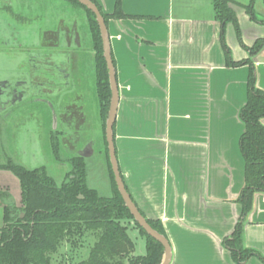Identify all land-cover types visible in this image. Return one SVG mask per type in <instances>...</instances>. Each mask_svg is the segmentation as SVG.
I'll use <instances>...</instances> for the list:
<instances>
[{
    "label": "crops",
    "instance_id": "0c3cea01",
    "mask_svg": "<svg viewBox=\"0 0 264 264\" xmlns=\"http://www.w3.org/2000/svg\"><path fill=\"white\" fill-rule=\"evenodd\" d=\"M97 1L104 13L115 11L117 0ZM250 1L230 3L241 35L229 21L225 39L234 61L252 60L264 90V47L249 49L264 37V24L247 11ZM121 6L126 17L109 18L107 27L119 90L114 142L127 190L146 218L164 226L170 264H264L256 256L237 263L224 245L241 220L244 246L264 256V192L254 194L246 215L237 201L250 65L227 64L212 0ZM129 232L146 247L139 230Z\"/></svg>",
    "mask_w": 264,
    "mask_h": 264
},
{
    "label": "trees",
    "instance_id": "16d2710c",
    "mask_svg": "<svg viewBox=\"0 0 264 264\" xmlns=\"http://www.w3.org/2000/svg\"><path fill=\"white\" fill-rule=\"evenodd\" d=\"M70 1L82 6L88 14L87 21L96 50L97 92L105 134L111 88L100 28L95 14L89 8L77 0ZM92 1L101 10L106 23L111 17H126L121 0H117L115 11L111 14L104 13L97 0ZM212 1L215 15L222 24L221 41L227 64L250 65L248 97L240 110V118L245 124V131L240 139L245 158V181L237 201L243 206V216L252 209L254 194L264 192V90L256 84V71L252 60L248 58L234 61L226 43V25L229 21L235 24L238 35H241L236 12L230 6L232 0ZM254 2L255 0H251L246 6L247 11L253 19L259 20L253 9ZM260 21L264 24L263 20ZM262 47L264 37L249 49L254 54ZM105 144L109 158L106 138ZM60 153L61 151H55L57 159L62 158ZM69 160L71 170L61 184H57L46 166L30 168L12 159L5 163L0 162V169L13 171L22 186V206H18L9 192L0 187V200L4 202V224L0 228V264H52V254L57 252L62 242L68 241L71 246L77 247L85 237H92L94 243L89 256L80 264H160L164 247L139 226L125 206L111 163L109 162L113 192L111 195H102L98 189L88 184L85 157L73 155ZM142 214L144 215L143 212ZM127 219L134 220L136 227L146 238L145 254H136L135 241L124 223ZM147 220L156 230L167 236L161 222L150 218ZM224 245L237 263L246 262L253 256L264 263V256L259 251L244 246L241 220L237 222L232 235L224 239Z\"/></svg>",
    "mask_w": 264,
    "mask_h": 264
},
{
    "label": "rangeland",
    "instance_id": "374dc122",
    "mask_svg": "<svg viewBox=\"0 0 264 264\" xmlns=\"http://www.w3.org/2000/svg\"><path fill=\"white\" fill-rule=\"evenodd\" d=\"M2 5H15L16 9H20L22 12L33 11L36 14H44L45 20L48 19L49 22L57 21L60 16L69 22L73 18L77 19L83 49L81 67L78 72L81 78L80 91L83 96L81 105L84 113L83 122L80 125L81 140L79 147H83L87 142L91 144L90 149H88V156L85 157L89 185L97 188L102 195H111L113 186L103 136V122L99 113L100 101L96 89V50L90 34L87 12L82 6L70 0H0V7ZM253 9L258 19L264 21V0H255ZM22 18L19 19L18 23L14 22L16 33L12 38L15 43V53H19L20 58H26L32 48L30 31L32 32L36 26H42L43 18L36 16L31 25L24 24ZM30 26H32L31 29ZM53 115L51 106L46 103L35 102L24 116L15 121H9L0 137V162L5 163L12 159L30 168L46 166L57 184H61L71 170L69 159L73 153L63 151L60 153L62 158L57 159L55 157L50 145L54 122ZM56 115H58V111H56ZM0 187L9 192L11 199L18 206H22L21 181L13 171L0 169ZM124 223L131 231L133 229L139 230L132 219H127ZM3 224L4 202L0 200V228ZM93 243L92 237H85L81 245L77 247L71 246L68 241L62 242L57 252L52 254V264H80L89 256ZM145 251V243L138 240L136 253H145Z\"/></svg>",
    "mask_w": 264,
    "mask_h": 264
},
{
    "label": "flooded vegetation",
    "instance_id": "af4514ba",
    "mask_svg": "<svg viewBox=\"0 0 264 264\" xmlns=\"http://www.w3.org/2000/svg\"><path fill=\"white\" fill-rule=\"evenodd\" d=\"M36 16H42L43 25H32V48L27 59L20 58L14 51V22L27 17L22 18L24 24L31 25ZM44 16L22 12L15 5L0 7V137L9 121L24 116L33 103L42 102L51 106L57 124L50 136L54 155L55 151L81 155L91 147L89 142L79 147L84 115L78 73L83 50L81 33L76 18L69 22L60 16L49 22Z\"/></svg>",
    "mask_w": 264,
    "mask_h": 264
},
{
    "label": "water",
    "instance_id": "95a60500",
    "mask_svg": "<svg viewBox=\"0 0 264 264\" xmlns=\"http://www.w3.org/2000/svg\"><path fill=\"white\" fill-rule=\"evenodd\" d=\"M87 8H89L96 16V20L98 22L102 43H103V55L105 57L107 68L109 72V82H110V88H111V100H110V107L108 112V117L106 119V127H105V135H106V141L108 144V153L109 158L112 166V170L114 173L115 181L118 187V190L124 200L125 206L129 209L131 214L134 217V220L139 224L140 227H142L148 235L156 239L158 242H160L164 247V253L162 260L160 264H170L172 259V247L170 244L169 239L164 234L160 233L158 230H156L147 220V218L142 214L139 207L134 202L133 198L131 197V194L126 188V185L124 183V180L122 178L117 156H116V148H115V142H114V124L116 120V115L118 111V104H119V90H118V83L116 78V71L115 66L112 58V52H111V45H110V38L108 33V27L107 23L105 21V18L97 6L95 2L92 0H77ZM56 120L54 116V122H53V128H56ZM81 155L86 154L84 152L81 153ZM24 216V213L21 215Z\"/></svg>",
    "mask_w": 264,
    "mask_h": 264
}]
</instances>
